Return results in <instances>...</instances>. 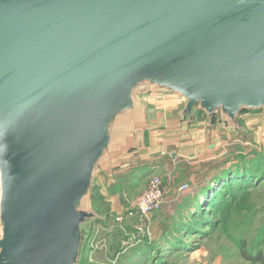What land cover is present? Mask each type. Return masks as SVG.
Wrapping results in <instances>:
<instances>
[{"label": "water", "instance_id": "95a60500", "mask_svg": "<svg viewBox=\"0 0 264 264\" xmlns=\"http://www.w3.org/2000/svg\"><path fill=\"white\" fill-rule=\"evenodd\" d=\"M264 110V0H0V264H76L138 91Z\"/></svg>", "mask_w": 264, "mask_h": 264}, {"label": "rangeland", "instance_id": "374dc122", "mask_svg": "<svg viewBox=\"0 0 264 264\" xmlns=\"http://www.w3.org/2000/svg\"><path fill=\"white\" fill-rule=\"evenodd\" d=\"M161 93L158 95L160 98L155 99L156 101L173 94L171 90L167 89L162 90ZM147 99L146 97L145 100ZM179 99L181 102L176 104V108L171 112L177 119L179 110L184 106V100ZM154 105L151 103L148 106ZM238 122L241 133L237 134L238 132L230 128V130L226 129L225 135L219 133L214 135L206 142V149L201 154L198 151L196 153L181 151L178 149L179 146L174 144L159 159L156 164L158 165L157 169L144 168L143 178L157 175L161 178L163 185L170 188L165 193L162 208L150 215L146 226L141 230L137 229L139 216L135 205L129 207L127 218L125 215L119 214L114 215V220L109 218L103 223L97 221L85 223L83 228L86 229V236L82 241L78 264H264V260L255 263L245 260L239 252L240 237L247 239V249L251 253V249L257 245L255 243L264 227V182L252 187L245 199L246 207L241 205V209L236 215L233 212L226 213L223 224L207 238H199L200 242L196 246L192 244L195 239L187 237L185 240L187 243L175 242V246L171 247L174 249L167 248L166 251L152 256L148 255L149 249H144L146 247L143 246L138 248L136 247L137 243L133 242L134 239L141 238L147 241L156 240L158 245H161L163 239L159 236L169 229L172 231V222L174 220L182 221L183 219H179L180 215H185L193 209L188 206V198L195 194L197 184L201 181H208L217 171L229 168L239 160V157H244L243 159L246 161L256 160L261 166H259V170L264 171V162H260L256 158L257 155H264V112L242 111L239 114ZM236 134L242 136L238 137ZM150 179L151 177L144 179L141 182L142 187L146 186ZM183 183L188 186L186 190L181 191L178 187ZM93 194L92 204L100 213H104L105 205L96 202L97 196L100 197L101 194ZM120 217H122L121 220H115ZM110 226H113V230L121 234L115 236L114 233L108 234L107 230ZM113 236L114 238H112ZM261 238V251L264 259V233ZM114 239L120 243V253H114V247L110 245ZM167 251H169V255Z\"/></svg>", "mask_w": 264, "mask_h": 264}, {"label": "crops", "instance_id": "0c3cea01", "mask_svg": "<svg viewBox=\"0 0 264 264\" xmlns=\"http://www.w3.org/2000/svg\"><path fill=\"white\" fill-rule=\"evenodd\" d=\"M162 90L165 89L149 88L135 94V101L139 107L138 115H125L129 119L128 124L120 128L121 133L110 146V156L93 174L92 185L97 193L101 194V204L105 205V212L108 215L120 214L128 217L129 207L135 205L138 196L146 187H142L141 182L152 177L151 175L143 178L144 168L157 169L159 159L174 144L179 146L178 149L181 151L190 153L198 151L201 154L206 149V142L214 135L218 133L225 135L226 129L230 128L238 132L237 134L241 133L238 121L235 128L232 125L201 120L189 123L181 116L178 119L174 118L171 112L181 102L179 98L184 100V105L186 100L171 91L172 95L156 101ZM153 99L155 101H152ZM151 103L155 105L149 107ZM165 189L167 191L170 188L165 186ZM121 219L122 217L115 220Z\"/></svg>", "mask_w": 264, "mask_h": 264}, {"label": "trees", "instance_id": "16d2710c", "mask_svg": "<svg viewBox=\"0 0 264 264\" xmlns=\"http://www.w3.org/2000/svg\"><path fill=\"white\" fill-rule=\"evenodd\" d=\"M184 106L179 110V116H181L183 120H187L189 123H192L196 120L207 121L210 123H221L218 113H214L211 120H209L204 110L198 109L196 106H194L192 109V118L191 121H189L188 114H180V112L184 109ZM242 111L264 112L263 109H242L239 114ZM239 114L236 118V121H238ZM243 158L244 157H239V160L235 164H232L229 168L221 169L217 171L210 179H208V181H201L197 184L194 192L195 194L188 198V206L192 207L193 209L189 210L185 215H180L179 219H183L182 221L174 220L172 222V231H170L169 229L166 231L169 232L168 234H165V232L164 234L159 236L161 237V239H163V243L161 245H158V241L156 240L147 241L140 238L134 239L135 241H133L134 243H137L136 247H146L144 249H149L148 255L153 256L157 253L159 254V252L166 251L167 248L169 250L174 249L171 247L173 245L175 246V242H182V244L187 243L185 242V240H187V237L194 238L195 240L192 244L196 246L198 242H200V239L207 238L213 231H216L223 224L226 213L233 212L236 215L237 212L241 209V205H244V207H246L244 204L246 202L245 199L250 193L252 187H255L264 182V171L259 170L260 164H258L256 160L252 159L250 161H246V159ZM256 158L260 162H264V155H257ZM93 193H97V190L93 185H91V209L97 216V218L89 222L97 221L103 223L109 218L111 220H114V215H108V213L106 214V212L100 213V211L92 204V197L94 198ZM101 200V195L100 197L97 196L96 202H101ZM183 208L185 209V207ZM85 230L86 229L83 228L81 231V243L76 264L79 263L82 241L86 236ZM112 230L113 226L108 227V234L111 233L110 235H112L114 233V236L117 234H121L117 231ZM263 233L264 227L262 228L261 235H263ZM261 235L255 243L257 245L254 244L255 246L252 247L251 253L247 249V239L245 237H240L239 252L240 256L243 259L254 263L260 260H264L263 253L261 251ZM114 236L112 238H114ZM123 239L125 240L124 237ZM172 241L173 243L171 244ZM119 244L120 243L116 242L115 239L114 241H112V244H110L112 247H114V253L121 252ZM167 254L169 255V251H167Z\"/></svg>", "mask_w": 264, "mask_h": 264}, {"label": "built area", "instance_id": "2783aa9c", "mask_svg": "<svg viewBox=\"0 0 264 264\" xmlns=\"http://www.w3.org/2000/svg\"><path fill=\"white\" fill-rule=\"evenodd\" d=\"M187 186L186 183H183L179 185L178 189L184 191L187 189ZM165 193L166 189L161 178L157 175L152 176L142 194L135 202L136 212L139 216V223L137 224L138 230L146 226V221L150 215L162 208Z\"/></svg>", "mask_w": 264, "mask_h": 264}]
</instances>
